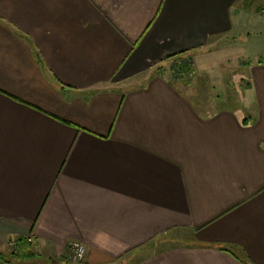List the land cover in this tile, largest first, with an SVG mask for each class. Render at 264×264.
<instances>
[{"label": "crops", "instance_id": "obj_1", "mask_svg": "<svg viewBox=\"0 0 264 264\" xmlns=\"http://www.w3.org/2000/svg\"><path fill=\"white\" fill-rule=\"evenodd\" d=\"M260 12L264 0H0V263L46 264L9 255L29 237L55 264L74 240L81 264H264ZM222 51L246 115L185 91Z\"/></svg>", "mask_w": 264, "mask_h": 264}, {"label": "rangeland", "instance_id": "obj_2", "mask_svg": "<svg viewBox=\"0 0 264 264\" xmlns=\"http://www.w3.org/2000/svg\"><path fill=\"white\" fill-rule=\"evenodd\" d=\"M260 15L264 17V13L260 12ZM235 54H237V53H235ZM224 55H225V53L223 51H222V53H219V54L216 55V57H215L216 58V63L214 64V67L206 69V71L204 73H202V72H198L197 73L196 72L195 73V74H197L196 75V80L194 79L186 87L185 91H187V93H192L191 96H193V97H195V95H197V94L200 95L199 97H205L204 101H199V102L196 101V99H192L193 105L196 106L199 109H206V111H207L208 108H212V107H214L215 109H220V107H222V108H227V107L231 108V107H233V108H236L238 112H242L243 115H246L247 112L244 111L243 109H247L249 107V101L244 99V100L238 102V100H239L238 98L242 97V93L238 94L236 92L235 88H233V86H232L231 89H229V86H226L227 88H225V86L222 83V82H224L223 81V79H224L223 77H227V76L236 77L238 75L237 72H235V75H234V73L232 74L227 69V66L225 67V65L223 63ZM187 57L189 59H191L193 64H194L193 57L190 56V55L189 56L187 55ZM232 61H233V65H235L236 63H239L240 57L237 56V55H233ZM171 65H172V68H173L174 61L171 63ZM234 67H238V65L236 64ZM181 68H183V66ZM168 71L170 72V70H168ZM170 74H171V72H170ZM174 75L175 74L173 73V76ZM211 78H212V80H210ZM214 83H215L214 86H215V88L217 90H219L220 92L224 91L223 95H221V98L218 99V100H216L218 93L216 91H214V88H213V84ZM180 85H181V87H184L185 86V82H181ZM238 88H240V87L237 86L236 89H238ZM205 89L207 91H205ZM225 89L226 90L228 89L227 90L228 94L226 93ZM241 104H244V105H241ZM75 241H77V240H74L72 242H75ZM69 247H70V245H69ZM69 247H68V253H67L66 257L64 258L65 259L64 263L66 264V261H68L67 264H81L84 259L82 261H80V262H71L72 260L70 259V256H68L69 255ZM32 249L35 252L37 247L33 246ZM25 259H28V260H25L27 262L35 261V262H38V263H46V264H50V263L51 264H55L56 263V261H54L55 259H53V258L51 260H49L50 258H48V254H46V253H38V252H36L33 259H29V258H25ZM57 264H60V262L57 261Z\"/></svg>", "mask_w": 264, "mask_h": 264}, {"label": "built area", "instance_id": "obj_3", "mask_svg": "<svg viewBox=\"0 0 264 264\" xmlns=\"http://www.w3.org/2000/svg\"><path fill=\"white\" fill-rule=\"evenodd\" d=\"M192 65H193V62L191 59L180 58L174 61L173 68L175 71H179L182 66L191 67ZM9 247L11 251H15L17 249L16 242L11 240L9 242ZM86 252H87V249H86L85 244H83L80 241H75L70 244L68 256H70V259L72 260L71 262H80L85 258ZM67 263L68 261H66V264Z\"/></svg>", "mask_w": 264, "mask_h": 264}, {"label": "trees", "instance_id": "obj_4", "mask_svg": "<svg viewBox=\"0 0 264 264\" xmlns=\"http://www.w3.org/2000/svg\"><path fill=\"white\" fill-rule=\"evenodd\" d=\"M172 67V65H171ZM191 67H186L184 66L183 68H181L179 71H181L182 69H187L186 71L184 70L183 72H190ZM15 242H16V247L17 249L15 251H10V256L12 257H17L19 259H23V258H29V257H34L35 256V252L32 249L33 245L31 240L29 239V237H17L15 238ZM4 257L2 253H0V259ZM7 262L2 261V263L0 264H6Z\"/></svg>", "mask_w": 264, "mask_h": 264}]
</instances>
